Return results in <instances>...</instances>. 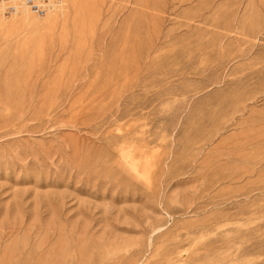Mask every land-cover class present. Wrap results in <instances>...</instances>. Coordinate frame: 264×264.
Wrapping results in <instances>:
<instances>
[{"label":"rangeland","instance_id":"obj_1","mask_svg":"<svg viewBox=\"0 0 264 264\" xmlns=\"http://www.w3.org/2000/svg\"><path fill=\"white\" fill-rule=\"evenodd\" d=\"M11 1L0 264H264V0Z\"/></svg>","mask_w":264,"mask_h":264},{"label":"built area","instance_id":"obj_2","mask_svg":"<svg viewBox=\"0 0 264 264\" xmlns=\"http://www.w3.org/2000/svg\"><path fill=\"white\" fill-rule=\"evenodd\" d=\"M9 4L12 3L11 0H8ZM24 6L28 8V10L36 15L38 14H44L48 8L46 0H22ZM9 9H13V11H16L14 8V5L10 4Z\"/></svg>","mask_w":264,"mask_h":264},{"label":"bare ground","instance_id":"obj_3","mask_svg":"<svg viewBox=\"0 0 264 264\" xmlns=\"http://www.w3.org/2000/svg\"><path fill=\"white\" fill-rule=\"evenodd\" d=\"M14 2L17 4L16 6H17V8L16 9H20V11H21V14L23 15V16H27L28 15V8L26 7V6H24V4H23V2H22V0H14ZM55 8V7H54ZM53 11H54V9H53ZM63 11V10H62ZM25 18V17H24Z\"/></svg>","mask_w":264,"mask_h":264}]
</instances>
